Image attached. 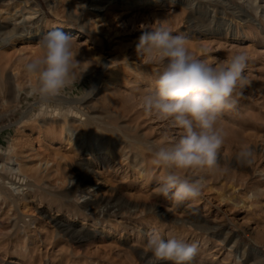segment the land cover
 I'll return each instance as SVG.
<instances>
[{
    "label": "rangeland",
    "instance_id": "obj_1",
    "mask_svg": "<svg viewBox=\"0 0 264 264\" xmlns=\"http://www.w3.org/2000/svg\"><path fill=\"white\" fill-rule=\"evenodd\" d=\"M15 1L20 8L12 13H33L28 29L45 30L0 49V164L17 161L30 184L10 196L6 184L15 175L0 170V264H147L152 234L196 244L192 264H264L261 255L249 250L244 259L231 248L237 238L238 248L264 255V0L149 6L143 2L152 0H105L101 10H92L95 0H28L30 10H24L27 0ZM9 22L0 18V26ZM161 26L182 35L192 54L211 65L238 53L248 57V83L218 121L224 135L219 167L189 173L203 177L204 187L181 203L156 191L163 169L151 155L181 130L144 111L142 97L154 90L159 65L135 52L142 31ZM59 28L73 37L77 82L42 97L24 65L40 55L41 37ZM10 29L0 41L12 38ZM243 146L255 153L251 165L236 160ZM86 169L93 187H77ZM74 187L75 197L62 199ZM95 199H114L116 210L82 208ZM55 223L79 232L80 240Z\"/></svg>",
    "mask_w": 264,
    "mask_h": 264
},
{
    "label": "clouds",
    "instance_id": "obj_2",
    "mask_svg": "<svg viewBox=\"0 0 264 264\" xmlns=\"http://www.w3.org/2000/svg\"><path fill=\"white\" fill-rule=\"evenodd\" d=\"M39 48L40 55L24 65L26 74L37 80V94L55 96L77 82L80 61L73 37L54 29L41 37ZM135 52L148 63L159 65L154 90L142 97L144 111L181 130L173 142L151 150L152 164L163 169L156 191L177 203L196 199L202 193L204 179L189 173L219 167L218 150L224 135L217 125L221 113L234 107L237 89L248 83L244 75L247 54H235L225 64L214 66L194 56L182 35L162 26L143 30ZM254 158L250 146L241 147L236 155L241 165H251ZM144 251L147 264H192L198 249L196 244L179 238L165 240L152 234Z\"/></svg>",
    "mask_w": 264,
    "mask_h": 264
},
{
    "label": "bare ground",
    "instance_id": "obj_3",
    "mask_svg": "<svg viewBox=\"0 0 264 264\" xmlns=\"http://www.w3.org/2000/svg\"><path fill=\"white\" fill-rule=\"evenodd\" d=\"M54 1H55L54 4L56 5L61 0H54ZM103 1H105V0H95V3L92 5V10H101V9H103V7H102ZM138 1H142V0H138ZM157 1L158 0H152V1H146V2H143V3H145L146 6H149V5H152L153 3H156ZM171 1H177V0H171ZM178 1H180L182 3L183 2L185 3V2H187L189 0H178ZM254 1L256 2L257 0H254ZM19 2L15 1V0H0V18L4 19V20H7V21H10L9 22V24H10L9 27L0 26V33L3 30H5V28H11L10 29L11 30L10 34H12V38L9 41H6V40H1L0 41V49L3 48V47H7L8 45H11L12 42H13V38L14 37H17L18 40L36 39L40 35L41 31L45 30L43 28H37L35 30L28 29L27 24H28L29 20L32 18L33 13L29 12L28 16H26V14H24V15L21 16L22 18L19 17V13H20L19 11H15L14 13H12L13 9L20 8ZM23 2H24V6H25L24 10H30V7H29L30 2L28 0L27 1H23ZM3 12H5L7 14L6 18H3V15H4ZM222 20L224 21L225 18H223ZM234 26H235L234 22H230L227 25V28L228 29H233ZM61 30L64 31V32H68V30H64V29H61ZM44 33H45V31H44ZM19 92H20V90H19V86H18V94H16V102H19V97H20V93ZM262 150H264V148ZM45 164L48 165L49 161L48 162L46 161ZM0 170L1 171L2 170H9L13 175H15V179L14 180L10 179L11 181H9V183L6 184V185H9V187H6V192L5 193L10 195V196H13L14 195L13 193L19 191L20 189H23L22 188L23 186L27 187V185L29 184V177H27L24 174L21 165H19L17 163V161L14 162V160L12 158L10 159V161L8 163L0 164ZM37 175H39V174H37ZM79 175H80V178H78L79 180H78V182L76 184L77 187H79V186L93 187L91 185L93 178L91 176V172H89L88 169L81 170ZM93 177L95 178L97 176L94 174ZM75 195H76V188L74 187L71 191H67V192L62 193V199L69 200L71 198H74ZM92 206H103L104 207V210L102 212L103 214H109V212H111L113 210H116V205L114 203V199H110V200L95 199V201L87 202L85 205L82 206V208H87V207H92ZM136 208L138 209L139 207H135L134 209L136 210ZM114 212H118V211H114ZM50 219H52V218H50ZM55 224H57L61 228H63L61 232H65L67 235H69L73 239H79L80 240L79 232L74 231L73 229L69 228V226L64 227L63 225H61V223H55ZM237 246H238V240H237V238H235L234 241H232L231 248H235L237 250V252L240 254L241 258L245 259L246 253L250 250V251L254 252L257 255H261L262 258L264 259V255L260 254V252L255 247L243 246L241 248H238Z\"/></svg>",
    "mask_w": 264,
    "mask_h": 264
}]
</instances>
